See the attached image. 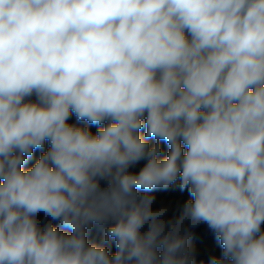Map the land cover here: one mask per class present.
<instances>
[{
	"label": "clouds",
	"instance_id": "9594fccd",
	"mask_svg": "<svg viewBox=\"0 0 264 264\" xmlns=\"http://www.w3.org/2000/svg\"><path fill=\"white\" fill-rule=\"evenodd\" d=\"M201 224L264 264V0H0V264H193Z\"/></svg>",
	"mask_w": 264,
	"mask_h": 264
},
{
	"label": "trees",
	"instance_id": "16d2710c",
	"mask_svg": "<svg viewBox=\"0 0 264 264\" xmlns=\"http://www.w3.org/2000/svg\"><path fill=\"white\" fill-rule=\"evenodd\" d=\"M75 117L73 116L70 123H75ZM90 130L95 133L97 126L90 125ZM146 131V129L141 130V134ZM154 143V141H150ZM47 144L45 145V149ZM168 152V146L162 141L161 142V155L164 156ZM41 152L39 150L33 153L31 159L27 161L25 167H30L36 159H38ZM146 163V161H140L132 171L138 172L141 167ZM156 197L153 204V208H159L161 206H168V212L166 213L165 219H170L179 214L180 209L183 204L190 199L187 190L181 192L178 188L170 189L168 191L156 190L153 193ZM42 219V214L40 217ZM56 223V222H54ZM146 230V229H145ZM90 242L100 243L102 240V232L94 228L88 237ZM190 247L193 249V264H209L210 258L213 256L219 257L221 254V247L219 242L216 240L214 234L207 228L206 225L201 224L192 230V237L190 240ZM110 251L112 254L115 253L116 247L115 242L111 243Z\"/></svg>",
	"mask_w": 264,
	"mask_h": 264
}]
</instances>
